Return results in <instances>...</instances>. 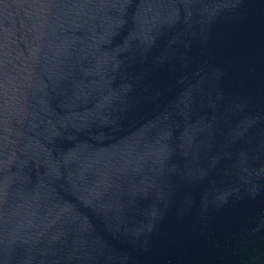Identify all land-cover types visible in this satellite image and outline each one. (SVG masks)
I'll return each mask as SVG.
<instances>
[{
  "label": "water",
  "instance_id": "obj_1",
  "mask_svg": "<svg viewBox=\"0 0 264 264\" xmlns=\"http://www.w3.org/2000/svg\"><path fill=\"white\" fill-rule=\"evenodd\" d=\"M0 264H264V0H0Z\"/></svg>",
  "mask_w": 264,
  "mask_h": 264
}]
</instances>
